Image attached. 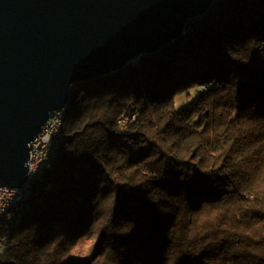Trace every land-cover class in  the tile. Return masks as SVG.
I'll return each instance as SVG.
<instances>
[{"label": "trees", "instance_id": "trees-1", "mask_svg": "<svg viewBox=\"0 0 264 264\" xmlns=\"http://www.w3.org/2000/svg\"><path fill=\"white\" fill-rule=\"evenodd\" d=\"M0 264H264V0H218L174 43L71 87Z\"/></svg>", "mask_w": 264, "mask_h": 264}, {"label": "water", "instance_id": "water-1", "mask_svg": "<svg viewBox=\"0 0 264 264\" xmlns=\"http://www.w3.org/2000/svg\"><path fill=\"white\" fill-rule=\"evenodd\" d=\"M212 0H0V187L27 181L30 144L75 84L174 43Z\"/></svg>", "mask_w": 264, "mask_h": 264}, {"label": "built area", "instance_id": "built-area-1", "mask_svg": "<svg viewBox=\"0 0 264 264\" xmlns=\"http://www.w3.org/2000/svg\"><path fill=\"white\" fill-rule=\"evenodd\" d=\"M201 89L204 90V87ZM59 112L60 111H56L55 115H50L48 123L44 124L38 137L30 144L28 175L26 183L30 181V178L35 175L36 171L40 166L43 165L45 161L49 160V158L55 157V153H52V141L56 137V125ZM125 119L127 121H125ZM132 122L133 117L122 118L119 122L120 129L123 131ZM23 194L24 185L20 188L14 189L0 187V214L3 211V208L8 206V204L11 202H19V197L23 196ZM13 219H17V217Z\"/></svg>", "mask_w": 264, "mask_h": 264}, {"label": "bare ground", "instance_id": "bare-ground-1", "mask_svg": "<svg viewBox=\"0 0 264 264\" xmlns=\"http://www.w3.org/2000/svg\"><path fill=\"white\" fill-rule=\"evenodd\" d=\"M217 1L218 0H212V3L214 4ZM51 115H55V112L51 113ZM65 117H66V108L60 110V112L58 113V120H57V125H56V137L52 141V153H55V157L49 158V160L45 161L43 165L40 166L39 169L36 171L35 175H33L30 178V181L24 184V194L23 196L19 197V202H11L10 204H8V206H5L3 208V211L0 214V226L4 228V230L9 234L13 231L21 212L27 205V200L34 186L42 180V177L52 167L53 162L56 160L58 156V152H59V149L62 143V138H63ZM132 117H133V121H135L134 116ZM48 121L46 123H48ZM15 217H17V219H13Z\"/></svg>", "mask_w": 264, "mask_h": 264}, {"label": "rangeland", "instance_id": "rangeland-1", "mask_svg": "<svg viewBox=\"0 0 264 264\" xmlns=\"http://www.w3.org/2000/svg\"><path fill=\"white\" fill-rule=\"evenodd\" d=\"M194 98H195V94L192 93V92H191V95H190L189 98H186V96L177 97V98H176V101H175L176 106H177L178 108H180V107H182L183 105H186V104L190 103L191 101H193ZM125 121H127V120L125 119ZM118 123H119V122H118ZM119 124H120V123H119ZM119 126H120V125H119ZM126 128H127V127H126ZM126 128H125L123 131H121V132H124V131L126 130Z\"/></svg>", "mask_w": 264, "mask_h": 264}]
</instances>
